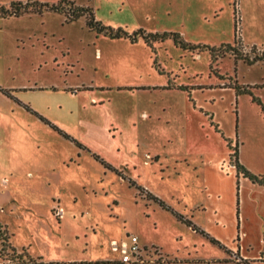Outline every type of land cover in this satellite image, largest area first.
<instances>
[{"label": "rangeland", "instance_id": "374dc122", "mask_svg": "<svg viewBox=\"0 0 264 264\" xmlns=\"http://www.w3.org/2000/svg\"><path fill=\"white\" fill-rule=\"evenodd\" d=\"M17 1L26 0H0V6ZM72 1L91 8L106 28L175 33L204 45L232 44L236 20L243 50L264 46V0ZM202 10L206 22L199 17ZM43 15L0 21V264H120L112 245L138 234L171 250L194 243L202 251L201 239L154 205L147 209L134 198L137 188L105 170L100 160L127 170L137 185L171 207L191 205L202 197L201 180L184 164L185 172L176 176L167 144L180 137L173 109L186 100L163 89L172 87L175 76L186 81L195 75L194 83L210 89L244 87V81L264 77V67L250 69L241 62L235 67L229 56L210 67L208 53H193L197 59H192L169 41L152 48L141 40L111 41L90 32L83 18L68 24L63 15ZM206 97L220 109L225 139L236 141L250 165L263 167L264 125L248 97L236 105L220 92ZM142 108L158 109L160 123L142 121ZM154 134L160 139V168L142 166L146 153L153 158L154 152L140 142ZM222 169L219 176L208 170L207 185L224 193L217 203L234 210V169ZM212 231L220 237L233 232ZM175 236L182 238L175 242ZM204 249L217 252L209 242Z\"/></svg>", "mask_w": 264, "mask_h": 264}, {"label": "crops", "instance_id": "0c3cea01", "mask_svg": "<svg viewBox=\"0 0 264 264\" xmlns=\"http://www.w3.org/2000/svg\"><path fill=\"white\" fill-rule=\"evenodd\" d=\"M211 14L214 18H217L215 17V9L211 11ZM207 16V12H204L203 10L199 15L200 19L204 22L208 20ZM37 17L42 19L44 15L22 16L17 19L0 21L4 23L11 20L19 21L25 18L31 19ZM167 42L168 41H165L164 43ZM162 44L163 43H159L157 45L160 46ZM172 46L182 54L189 55L192 59H197V57H192V53L184 52L176 48L173 44ZM260 49H264V46H261ZM238 65H240V63H237V66ZM263 67L264 62L248 68L262 71ZM169 75L171 74L169 73ZM175 77L172 87L169 89H163V91L168 93H179L184 97L183 99H185L186 102L183 106L179 107V109H173V111L178 112L177 114L180 118L178 121L180 122V137L176 136L173 141L166 143L171 145L170 154L173 156L172 168L176 172V176L185 172L181 170L183 164L186 168H192L193 174L201 180L200 194H202V197L198 198V200L191 205H188L187 203L184 204L183 207L180 203H177V206L174 208L167 204L162 198H159L157 194L153 195L147 191L145 189L148 188L147 186L143 185L145 187H142L137 185V182L132 179L133 177L128 173H125L127 170L124 171L119 165L105 162L110 169H106L101 165L110 173L116 174L122 179V181L130 183L135 189L137 188L136 191L138 190L139 192H137L138 194L135 195L134 198H139L147 209L154 205L159 211L169 214L171 219L179 223L180 226H184L190 235H192L191 232H193L196 239H201L200 248L202 251H196V245H194V243L189 246L186 244L182 251H178V249L171 250L166 243L160 242L156 238H151L144 234L135 235L138 239L140 248L144 251L143 256L146 262L145 264H264V189L250 183L241 175H238L235 164L230 157L234 154V150L236 149V159L238 164L246 171L255 176H260L263 179L264 166L255 168L250 165V161L247 162L245 159L241 158V151H239L236 141L232 143L225 139V134L219 124V113L217 114L220 109L215 110V107H213L215 101L210 100L212 103H209V97H206V95L215 92L222 93V96L224 94L230 95L233 97L235 105L239 99L246 96L248 97L250 104L256 110L257 117L261 120L263 125L264 114L259 106L252 103L250 96H236L233 87L224 88L223 86H214L210 89L206 88L207 85L201 84L198 80H196L195 83L193 82V80L199 79L198 75H195L186 81L179 80L178 76ZM236 80H238L237 77ZM243 86L247 87L252 96L257 98L264 107V77L258 76L253 79L251 78L248 82L244 81ZM179 87L187 88L188 91H181L178 89ZM39 90L45 91L46 89L43 88ZM149 90L148 87L147 90H142L141 92L145 93ZM156 111H158L156 108H149L147 111L142 108L139 111V116L142 121H144L145 118L146 121H150L152 125H154V123H160L161 120L158 112L155 114ZM238 115L239 109L235 107L234 116L237 120L239 119ZM148 139L149 140L144 138L140 143L143 148L152 150L154 155L152 158L149 153H146L142 166L150 167L151 164H153L154 167L158 166L160 168L161 161L158 154L160 150L158 149V147H160L159 135H149ZM232 147L234 149H232ZM225 165L226 168L230 165L234 169L233 179L235 181V188L232 193L234 196V210L231 209V206H225L222 202L217 203L216 200L223 198L222 196L224 193L215 188L209 189L207 185L206 177L208 175V170L211 169V171L219 176V174L223 172L222 167ZM133 169L135 170V167ZM152 176H155V171H153ZM215 196H217V198L210 202V198ZM152 199H157L163 203L167 209L162 208ZM177 216H180L184 222L189 223L192 227L187 226L184 222H180L177 219ZM194 229L198 230V233ZM217 229H221L222 231L232 229L233 232L230 236L220 237L212 231ZM199 232L203 233L204 236ZM180 238L182 237L175 236V242L176 240L178 242ZM126 239H128V236ZM210 239L217 242L220 247L212 244L209 241ZM206 242L211 243L212 246L217 249L215 254L204 249ZM191 250H194V253H191Z\"/></svg>", "mask_w": 264, "mask_h": 264}, {"label": "trees", "instance_id": "16d2710c", "mask_svg": "<svg viewBox=\"0 0 264 264\" xmlns=\"http://www.w3.org/2000/svg\"><path fill=\"white\" fill-rule=\"evenodd\" d=\"M44 13H52L56 15H63L65 17V22L70 24L78 21L79 19H84L85 27L93 32L97 36H103L111 41H128L130 44L134 45L140 40L143 44L152 48L153 44L164 43L165 41H171L172 44L188 53H208L210 57V67L218 59H224L226 56L232 58V62L236 67L238 62H241L246 67H251L254 65H259L264 62V49L258 51L257 48L251 47L249 52L243 50V46L240 42L239 37L237 36V21L235 20L234 25V40L232 44H222L219 46H208L200 44H192L186 42L179 34L175 33H147L143 30H137L134 33H127L122 29H110L103 26L99 21L96 20L94 12L89 7H82L77 5L72 0H59L55 4L42 3L37 0H26L24 2H13L7 6H0V20H10L17 19L22 16L30 15H42ZM181 91H186L184 87L178 88ZM233 89L236 92V96L239 95H248L251 98L252 103H255L259 106L264 114V107L260 101L253 97L249 92L247 87L235 86ZM1 92V89H0ZM78 148H81L80 145L76 144ZM237 157V150H234V154ZM232 156L230 159H232ZM235 158L234 164L237 170L238 175H241L243 178L247 179L250 183L260 186L264 189V179L260 176H255L250 172L246 171L242 166H240ZM100 164L106 168L110 169L103 161L100 160ZM141 191V190H140ZM142 192V191H141ZM154 202L158 203L162 208L167 209L163 203L157 199H152ZM177 219L180 222H184L180 216H177ZM189 227H192L189 223L184 222ZM197 233L198 230L194 229ZM204 236L203 233L199 232ZM212 244L220 247V245L214 240H209ZM52 264V263H49ZM58 264V263H55ZM69 264H85V263H69Z\"/></svg>", "mask_w": 264, "mask_h": 264}, {"label": "built area", "instance_id": "2783aa9c", "mask_svg": "<svg viewBox=\"0 0 264 264\" xmlns=\"http://www.w3.org/2000/svg\"><path fill=\"white\" fill-rule=\"evenodd\" d=\"M61 215V213H58ZM129 242H122L119 246L112 245V250L120 254L121 264H145L144 251L140 248L138 239L135 236L128 237ZM151 252V251H150Z\"/></svg>", "mask_w": 264, "mask_h": 264}]
</instances>
